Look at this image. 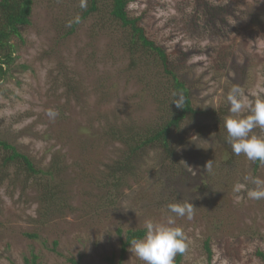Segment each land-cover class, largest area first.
Wrapping results in <instances>:
<instances>
[{
  "label": "rangeland",
  "instance_id": "rangeland-1",
  "mask_svg": "<svg viewBox=\"0 0 264 264\" xmlns=\"http://www.w3.org/2000/svg\"><path fill=\"white\" fill-rule=\"evenodd\" d=\"M236 1L239 9L258 10L260 23L255 26L258 21L251 23L252 18L237 11L228 25L215 30L214 38L209 33L192 36L176 0H129L127 7L130 15H142L146 34L167 53L190 52L185 61L172 56L193 104L217 112L223 106L225 118L232 115L226 95L234 85L243 89L245 102L264 96V0ZM67 2L34 0L30 24L20 28L21 39L12 40L15 61L0 81V138L31 156L39 167L59 150L73 167L67 178L78 173L74 163L94 177L118 157L122 145L94 140L90 146L89 131L101 132L106 124L128 117L147 121L155 106L144 98L135 78L128 80V59L114 46L115 33L107 30L90 41L89 21L59 39L63 34L59 18L64 17ZM60 71L79 80L78 99L64 96ZM50 111L56 114L50 116ZM219 118H207L199 135L191 127L186 134L189 143L175 144L173 164L162 163L157 150H145L136 175L128 179L129 187L110 209L95 205L97 192L76 176L70 185V201L76 208L40 225L33 192L28 189L21 195L17 186L5 182L0 187V264H24L23 258L33 253L38 264H70V257L85 264H144L129 247L120 255L121 238L128 229L143 228L147 219L165 220L172 215L167 205L176 202L195 207L191 220L174 217V226L182 228L188 245L179 264H263L256 251L264 254V199H249L253 185L244 177L264 180V164L255 166L244 154L223 150L218 132L223 131L225 118L222 114ZM251 134L264 138V129L256 127ZM209 160L210 172L204 169ZM236 184L242 185L238 192L233 191Z\"/></svg>",
  "mask_w": 264,
  "mask_h": 264
},
{
  "label": "trees",
  "instance_id": "trees-1",
  "mask_svg": "<svg viewBox=\"0 0 264 264\" xmlns=\"http://www.w3.org/2000/svg\"><path fill=\"white\" fill-rule=\"evenodd\" d=\"M176 2L175 7L188 23V31L196 37L209 33L214 38L215 30L228 25V18L237 17V11L240 15L252 18L251 23L259 20L257 18L259 13L256 12L258 10L251 12L249 7L239 9L240 4L236 0H176ZM33 3L34 0H0V81L6 79L15 61L16 47L12 40L21 39L20 28L30 24ZM80 3L81 0H68L66 3V13L63 14L64 17L59 18L61 20L59 26L63 29L59 39H66L76 28L89 21L90 41L107 30L115 33V36L111 37L115 41L114 46L128 59L125 67L128 80L135 78L141 85L140 91L144 98L155 106V114L151 119L141 123L128 117L126 121L106 124L100 128L101 132L97 129L89 131L86 138H90L92 142L90 146H94V140L99 143L112 142L122 145L118 157L105 163L99 176L94 177L89 171H86L88 172L86 174L82 165L74 163L73 166L79 167L78 173L67 178V170L73 167L65 162V155L59 150L51 153L46 166L39 167L31 156L19 151L8 139L0 138V187L8 181L13 188L16 186L19 188L21 195H26L27 190H31L37 203L36 221L40 225L46 224L53 217L64 216L76 208L70 201V185L72 182L75 183V178L80 177L87 181L90 188L97 192L95 205L98 204L102 209H110L117 205L122 189L129 187L128 179L136 175L138 159L145 150L155 149L159 152L162 163L170 161L173 164L175 144L181 147L189 143L186 134L191 127L199 135L201 126L207 118L213 116L219 120L221 114L224 118L227 114L223 106H220L217 112L193 104L190 88L177 73L178 66L172 56L174 53L185 61L190 57V52L178 50L167 53L163 46L146 34L141 24L142 15L129 14L127 9L129 0H87V7L83 9ZM258 23L260 21L255 26ZM60 74L64 96L78 99L79 80L65 71H60ZM174 91L183 94L185 98L183 109L171 103ZM218 135L221 136L223 150H230V146L225 142L227 135L225 128L218 132ZM258 164L259 161H256L255 166ZM143 234L144 228L126 230L120 240V255L122 256L129 247L131 239L142 237ZM56 243L57 241H54L53 245ZM205 249L210 260L208 240L205 241ZM256 254L261 257L264 264L262 251L257 250ZM37 259L38 256L33 253L29 258L24 257L23 261L24 264H38ZM180 259L181 254L178 253L174 264H179ZM67 260L70 264H85L73 257Z\"/></svg>",
  "mask_w": 264,
  "mask_h": 264
},
{
  "label": "clouds",
  "instance_id": "clouds-1",
  "mask_svg": "<svg viewBox=\"0 0 264 264\" xmlns=\"http://www.w3.org/2000/svg\"><path fill=\"white\" fill-rule=\"evenodd\" d=\"M80 7L86 8L87 0H81ZM172 97L171 103L183 109V94L174 91ZM226 101L232 115L223 121L227 133L225 142L235 155L244 154L249 161L264 164V138L251 134L256 127L264 129V96L258 95L254 100L245 102L243 89L234 85L227 93ZM244 112L248 114L241 115ZM55 114L49 112L50 116ZM204 169L212 170V160L206 162ZM244 179L253 185L247 192L249 199H264V180L252 176H245ZM241 187V184H236L233 191L238 192ZM194 208L191 202L169 203L167 211L172 215L163 221L145 220L143 236L131 239L128 250L144 264H174L175 256L184 253L188 247L182 228L174 226V217L191 220Z\"/></svg>",
  "mask_w": 264,
  "mask_h": 264
}]
</instances>
